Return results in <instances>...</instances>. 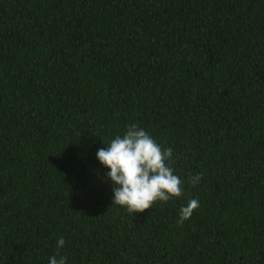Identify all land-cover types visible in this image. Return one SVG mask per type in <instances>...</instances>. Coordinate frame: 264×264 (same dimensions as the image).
<instances>
[{
  "label": "trees",
  "instance_id": "obj_1",
  "mask_svg": "<svg viewBox=\"0 0 264 264\" xmlns=\"http://www.w3.org/2000/svg\"><path fill=\"white\" fill-rule=\"evenodd\" d=\"M133 124L183 187L134 215L96 159ZM59 255L264 264V0H0V264Z\"/></svg>",
  "mask_w": 264,
  "mask_h": 264
},
{
  "label": "clouds",
  "instance_id": "obj_2",
  "mask_svg": "<svg viewBox=\"0 0 264 264\" xmlns=\"http://www.w3.org/2000/svg\"><path fill=\"white\" fill-rule=\"evenodd\" d=\"M172 157L171 148H162L143 128L134 124L122 136L112 138L96 152L97 161L107 169L106 175L100 178L113 185L112 204L134 215L153 208L157 201L166 203L180 197L182 181L169 164ZM200 179L199 175L193 176L190 183L195 186ZM199 207L198 199H189L179 209V222L190 219ZM65 244L66 240L61 237L56 246L63 249ZM48 264H67V257L51 256Z\"/></svg>",
  "mask_w": 264,
  "mask_h": 264
}]
</instances>
